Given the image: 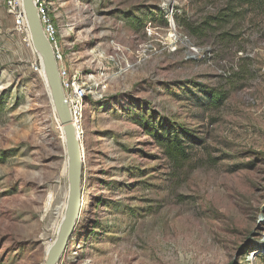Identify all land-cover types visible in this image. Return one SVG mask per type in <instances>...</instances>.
<instances>
[{
  "label": "rangeland",
  "instance_id": "374dc122",
  "mask_svg": "<svg viewBox=\"0 0 264 264\" xmlns=\"http://www.w3.org/2000/svg\"><path fill=\"white\" fill-rule=\"evenodd\" d=\"M45 1L88 89L58 264H264V0ZM143 124L183 130L189 159ZM68 159L30 30L0 0V264H45Z\"/></svg>",
  "mask_w": 264,
  "mask_h": 264
},
{
  "label": "water",
  "instance_id": "95a60500",
  "mask_svg": "<svg viewBox=\"0 0 264 264\" xmlns=\"http://www.w3.org/2000/svg\"><path fill=\"white\" fill-rule=\"evenodd\" d=\"M23 8L31 33L32 42L41 58V63L50 88L54 108L63 127L66 149L69 158V194L67 210L58 239L45 261V264H58L67 248L69 239L75 230L77 219L80 216L82 207L84 162V153L81 143L82 133H79L72 118L68 99L65 96L62 86L59 65L55 57L54 47L45 33L35 0H23Z\"/></svg>",
  "mask_w": 264,
  "mask_h": 264
},
{
  "label": "built area",
  "instance_id": "2783aa9c",
  "mask_svg": "<svg viewBox=\"0 0 264 264\" xmlns=\"http://www.w3.org/2000/svg\"><path fill=\"white\" fill-rule=\"evenodd\" d=\"M35 3L45 33L54 47L55 57L58 61L59 73L61 76L64 93L68 99L74 123L76 124V127L79 130V126L81 127L80 120L82 118V109L84 105V100L88 95V89L85 84L77 80L76 77L71 76L70 71L67 70L62 61V55L60 54V51L57 47L56 27L50 15L51 13L47 2L45 0H35ZM7 5L10 9L14 10L16 14L17 23L19 25L23 24V26H25L28 31V24L26 26L25 23H23L25 19L23 0H7Z\"/></svg>",
  "mask_w": 264,
  "mask_h": 264
},
{
  "label": "trees",
  "instance_id": "16d2710c",
  "mask_svg": "<svg viewBox=\"0 0 264 264\" xmlns=\"http://www.w3.org/2000/svg\"><path fill=\"white\" fill-rule=\"evenodd\" d=\"M223 22L225 19L220 17H214L212 22ZM210 99L213 103H216L214 98H218V95H214L212 92H208ZM225 99V98H224ZM138 122H143L142 120H138ZM148 128L147 134L153 135L158 138L160 145L163 147L166 155L171 159L173 163H183L186 162L190 153L188 152L190 144L186 143L183 130L179 129L177 126H167L164 124L163 126H151V124H146Z\"/></svg>",
  "mask_w": 264,
  "mask_h": 264
},
{
  "label": "bare ground",
  "instance_id": "6f19581e",
  "mask_svg": "<svg viewBox=\"0 0 264 264\" xmlns=\"http://www.w3.org/2000/svg\"><path fill=\"white\" fill-rule=\"evenodd\" d=\"M24 23H25V25L27 26V19H26V16H25V19H24ZM28 30H29V27H28ZM33 43V42H32ZM45 75V74H44ZM46 78V77H45ZM48 83V82H47ZM48 87H49V85H48ZM50 89V88H49ZM51 93V92H50ZM52 97V96H51ZM62 129H63V127H62ZM79 133L81 134L82 133V128L79 126ZM67 204H68V202H67ZM67 204L66 205H64V214H63V220H62V224H60V227H59V233H60V231H61V229H62V227H63V222H64V218H65V214H66V210H67ZM62 210V206L61 207H59V211H61ZM79 219V218H78ZM59 233H58V236H59ZM57 239H58V237H57ZM57 239H56V241H57ZM56 241H54V243L53 244H50V246H49V250H48V255H49V253L51 252V250H52V248H53V246H54V244H55V242ZM48 255H47V257H48ZM47 257H46V259H47ZM46 259H45V261H46ZM85 264V263H84Z\"/></svg>",
  "mask_w": 264,
  "mask_h": 264
}]
</instances>
